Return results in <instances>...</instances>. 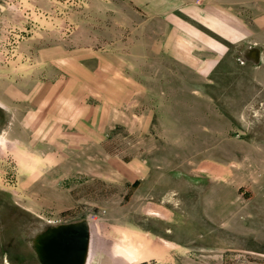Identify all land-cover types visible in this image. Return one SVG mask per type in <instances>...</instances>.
Segmentation results:
<instances>
[{"label": "rangeland", "instance_id": "1", "mask_svg": "<svg viewBox=\"0 0 264 264\" xmlns=\"http://www.w3.org/2000/svg\"><path fill=\"white\" fill-rule=\"evenodd\" d=\"M199 17L243 30L204 70ZM80 219L86 264H264V0H0V264Z\"/></svg>", "mask_w": 264, "mask_h": 264}, {"label": "water", "instance_id": "2", "mask_svg": "<svg viewBox=\"0 0 264 264\" xmlns=\"http://www.w3.org/2000/svg\"><path fill=\"white\" fill-rule=\"evenodd\" d=\"M41 264H86L90 228L86 219L47 225L31 239Z\"/></svg>", "mask_w": 264, "mask_h": 264}, {"label": "crops", "instance_id": "3", "mask_svg": "<svg viewBox=\"0 0 264 264\" xmlns=\"http://www.w3.org/2000/svg\"><path fill=\"white\" fill-rule=\"evenodd\" d=\"M194 24L190 30L194 36L187 38L173 36L170 40V49L177 58L179 57L180 62L193 63L199 66L201 70H204L207 64L215 61L213 58L206 57H214V55H219L223 51L221 48V37H226L229 34L243 35L242 27L234 20L199 17L195 18ZM183 25H185V28L189 27L186 23ZM234 40L236 39L234 38ZM189 52H203L202 55L205 58H196L198 56H195L194 59L189 58L193 57Z\"/></svg>", "mask_w": 264, "mask_h": 264}, {"label": "bare ground", "instance_id": "4", "mask_svg": "<svg viewBox=\"0 0 264 264\" xmlns=\"http://www.w3.org/2000/svg\"><path fill=\"white\" fill-rule=\"evenodd\" d=\"M90 245V244H89Z\"/></svg>", "mask_w": 264, "mask_h": 264}]
</instances>
